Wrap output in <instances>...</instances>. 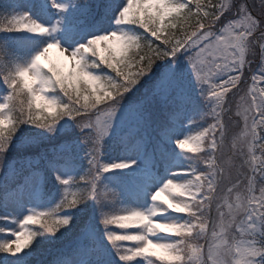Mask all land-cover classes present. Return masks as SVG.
Instances as JSON below:
<instances>
[{"label":"snow or ice","instance_id":"obj_1","mask_svg":"<svg viewBox=\"0 0 264 264\" xmlns=\"http://www.w3.org/2000/svg\"><path fill=\"white\" fill-rule=\"evenodd\" d=\"M0 264H264V0L0 3Z\"/></svg>","mask_w":264,"mask_h":264},{"label":"rangeland","instance_id":"obj_2","mask_svg":"<svg viewBox=\"0 0 264 264\" xmlns=\"http://www.w3.org/2000/svg\"><path fill=\"white\" fill-rule=\"evenodd\" d=\"M51 56H52V58H53L54 60L60 58V57H59V52H58L57 50H55V49L52 51Z\"/></svg>","mask_w":264,"mask_h":264}]
</instances>
